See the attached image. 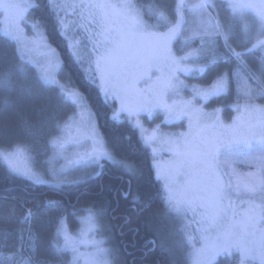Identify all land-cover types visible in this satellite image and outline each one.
<instances>
[{
    "label": "snow or ice",
    "instance_id": "obj_1",
    "mask_svg": "<svg viewBox=\"0 0 264 264\" xmlns=\"http://www.w3.org/2000/svg\"><path fill=\"white\" fill-rule=\"evenodd\" d=\"M39 7L40 0L35 3L33 0H0V9L7 19L6 26L0 28V37L14 43L16 57L15 63L0 69V89L11 91L15 76L27 80L30 72L28 66L32 65L41 86L56 89L62 102H70L79 108L77 102L86 97L72 79L71 73L62 68L64 61L50 42L46 22L40 19L32 22L34 34L31 37L21 27V23L27 22L28 10ZM45 7L54 10L53 27L57 35L66 38L72 62L79 67L84 79L99 82L98 91L104 97L106 106L108 100L120 102V107L110 119L119 122L120 114L126 112L132 128L138 130V139L142 144L151 147L159 141L171 153V159L166 163L154 160L155 175L163 182L162 200L166 211L177 216L192 212L199 221V247L196 246V238L187 232V226L182 229L190 245L186 254L189 264H215L216 256L231 250L240 253L239 264H248L250 260L264 264V105L254 103L257 96L264 97V0H176L174 20L165 10L152 4L148 16L155 17V22L145 18L141 0H46ZM221 7L230 10V15L223 19L219 13L213 15ZM69 9L74 16L79 15L81 22L78 27L88 32L91 51L88 52L84 46L86 58L80 52L81 40L69 35L74 31L72 25L76 24L75 20L67 18ZM185 9L196 12L202 26V31L194 33L192 38L199 37L201 40V47L195 54L207 62L203 67L189 65V57L194 53L178 56L174 51L173 42L178 40L183 31ZM61 11L65 15L61 16ZM246 12L253 14L251 20L244 19ZM238 19L244 21L239 34L234 24ZM86 22L94 24L96 30L93 32L87 28ZM160 27H166L167 30L158 31ZM221 40L223 52L220 51ZM37 48L44 51L46 59L43 63L32 56ZM256 52L260 53L259 66L254 71L246 57ZM217 61L226 62L229 68L218 73L210 87L189 86L181 79L182 74L193 71L204 73L208 63L217 64ZM233 62L235 68L231 67ZM208 71L212 73L216 69L209 68ZM233 78L242 80L244 86H238L237 100L232 105L236 116L230 124H225L220 119L222 108L206 112L205 105L212 97L228 92ZM249 81H253L255 87ZM141 84L144 87H140ZM185 89L192 93L187 99L183 98ZM169 96L179 99L169 103ZM241 97L244 98L243 103L240 102ZM133 99L134 105L131 103ZM9 103L7 97L0 100V110ZM156 109L164 113L162 123L186 118L189 122L188 131L160 133V125L150 131L146 129L140 115L147 113L152 119ZM95 115V112L91 113V117ZM18 123L24 135L31 138L38 135L36 124L27 116H20ZM56 129L57 134L47 140L48 147L56 155L63 156L69 145L80 146L82 142L91 141L85 155L99 167H104L101 160H109L129 174V184L138 175L135 162L118 158L114 148L106 147L107 141L97 123H89L86 130L81 132L77 124L68 118L63 122L57 120ZM209 129L218 131L209 135ZM221 134L238 138L223 145L226 149L223 161L221 145L218 144ZM254 139L261 143L259 154H233L231 151L234 143L242 141L247 144ZM153 154H156L155 148ZM233 155H244L254 170L243 175L233 172L231 175L235 178V184L231 181L225 184L220 169L222 166L231 167ZM22 156L34 159V144L18 139L0 146V160L7 165V174H16L35 185H47L53 189L70 183L63 167H50L45 174L39 169L18 166L16 160ZM74 162L68 160V164ZM231 192L236 196L246 194L248 198L241 199L237 204L231 198ZM127 195L133 196V202L138 200V196L131 192ZM51 209L62 210L63 202L49 198L34 202L31 208L25 209L23 202L19 209L15 205L10 208V214L17 216L21 225L18 229L20 245L5 255L2 249L8 246V230L0 229V264H48L47 261L35 259L36 237L31 221L37 214ZM82 210L85 215L81 221L87 227L78 236L69 233L61 220H57L50 246L61 257L60 264H65V253L69 255L66 264H116L118 249L104 246L107 237L95 238L102 231L98 221L103 209L87 206ZM76 211L74 208L73 212ZM24 224L29 226L24 228ZM90 234L92 239L86 241L85 238ZM25 235L29 242L27 249ZM85 242L92 245V251L80 250V244ZM148 244L154 248L156 240L148 239L145 245ZM26 250L31 255L26 256Z\"/></svg>",
    "mask_w": 264,
    "mask_h": 264
},
{
    "label": "trees",
    "instance_id": "obj_2",
    "mask_svg": "<svg viewBox=\"0 0 264 264\" xmlns=\"http://www.w3.org/2000/svg\"><path fill=\"white\" fill-rule=\"evenodd\" d=\"M35 2L36 0H33V3ZM141 3L145 10V18L150 22H155V17L148 16V9L152 4H156L158 9L165 10L173 20L175 19V0H141ZM45 5L46 0H40V7L38 9L30 8L28 15L33 21L40 19L46 22L50 42L64 61L62 68L71 73L72 79L86 97L83 100L85 105L95 112L94 118L99 131L103 133L107 141L106 147L114 148L118 158L135 162L138 175L129 184V174L123 168L104 159L101 160L104 167H95L97 169L95 174L53 189L47 185H35L16 174H7V167L0 160V229L8 230V246L4 247L2 251L7 255L20 245L18 229L21 225L18 223L17 216L10 214V208L15 205L19 209L23 202L24 208L27 209L31 208L34 202L51 198L62 201L63 209L44 211L32 219L31 228L36 237V260H44L48 264H60L61 257L50 246L57 220L65 216L72 222L71 212L74 208L82 210L87 206H94L97 209H103V219L108 228V236L112 241L113 248L118 249L117 260L120 264H186V259H184L186 246L183 248L182 242L180 240L178 242L175 234L171 233L177 228L181 231L182 224L180 225V219L173 213L166 211L162 200L163 188L154 175L152 156L148 147L138 139V131L133 129L128 121L119 119V122H115L110 119L116 107L114 100H108L106 106L104 97L99 93L95 82L84 79L79 67L72 62L66 47V38L57 35L53 27L54 10L45 7ZM217 13L222 19L228 16L227 11L222 7L216 10V15ZM60 15L65 14L61 12ZM67 18L75 20L76 17L67 14ZM241 21L242 19H240ZM234 24L235 29L237 28L236 32L238 31L239 34L243 24L240 25V29L237 20L234 21ZM70 33L69 35L74 34L73 37L80 38L79 34ZM200 41L199 37L192 38V49L196 50L195 46L199 45ZM81 43V54L85 52V45L88 52L91 51L86 38L82 39ZM179 43L178 39L175 46ZM219 43L220 51L223 52V41L221 40ZM233 46L235 47V43ZM14 47V43L0 37V69L6 68L9 63L16 62ZM199 49L200 45L197 50ZM259 56L260 53L256 52L246 57L247 63L254 71L259 66ZM202 61L205 60L202 58ZM28 67L30 72L27 80L18 75L13 78L11 91L0 89V100L7 97L10 101L6 107L0 110V146L19 139L34 144V151L41 152L46 149L37 144L41 140H46L45 138L50 134L52 136L57 130L55 128L56 121H63L71 117L76 112V107L70 102H62L57 96L56 89L41 86L36 79L35 67L32 65ZM231 67H236L235 62ZM209 68L216 69V72L208 73L209 77H216L218 73L228 70L229 66L224 61H217V64L208 63L207 70ZM259 74L257 71V75ZM58 75L61 74L58 73ZM234 79L231 80L228 92L223 98L227 103L234 99ZM254 103L264 105V97L257 96ZM20 116H27L36 124L38 135L35 138L22 133L18 123ZM89 165L94 171L96 170L93 165ZM82 175L84 173L79 176ZM128 192L137 195L138 200L133 202V196L127 195ZM76 218L75 216L74 225ZM28 226V224L23 225L24 228ZM152 238L156 240L154 248L151 244L145 245V241ZM28 243L27 235H25L26 249ZM25 255L28 256L31 253L26 250ZM68 259L69 255L65 253L63 255L65 264Z\"/></svg>",
    "mask_w": 264,
    "mask_h": 264
},
{
    "label": "rangeland",
    "instance_id": "obj_3",
    "mask_svg": "<svg viewBox=\"0 0 264 264\" xmlns=\"http://www.w3.org/2000/svg\"><path fill=\"white\" fill-rule=\"evenodd\" d=\"M4 2H9V0H4ZM69 2H71V0H69ZM223 9L227 11V15L229 16L230 10H227L225 8H223ZM76 11L78 13L79 9H77ZM61 12L65 14L64 11H61ZM67 14L74 16L71 9L67 10ZM166 14L171 18L170 14H168V13H166ZM184 14H185V22L182 26L183 31H182L181 36L178 39L180 41H182V42H180V45L186 44V47H188L187 48L188 50H176L174 48V51L176 52V55H178V56L185 55L186 53H189V52L194 53V55H192V56L195 57L196 59L189 57V65L190 66L199 65V66L203 67V66H205V64L207 62H205V61L199 62V60L202 59V57L195 54L198 52L196 50L198 49L199 45L201 47V41L199 42L200 43L199 45L195 46L196 50L192 49V44H191V39L193 37L192 34H194L195 32H198V31H202V26L200 24L198 14L196 12H190L187 9L184 10ZM9 15H11V13ZM213 15L215 16L216 13L213 12ZM74 17H76L75 18L76 24L72 25V27L74 28V31L72 33L79 34L80 40L86 38L88 40V47L90 48L91 42L88 39V32H86L83 28L78 27V24L81 22L79 15L77 14ZM252 18H253V14L251 12L245 13L244 19L251 20ZM70 19H72V18H70ZM26 20H27L26 23H21V27L24 29L25 34L27 36L31 37L34 34L33 29L31 27V24L34 21L28 15V12L26 13ZM72 20H74V19H72ZM237 21H239V19ZM6 24H7V19H6L5 13L2 9H0V28L5 27ZM86 27L89 29H92L93 32L96 30V26L94 24H92L91 22H86ZM157 30L163 32V31H166L167 29H166V27H160ZM236 30H237V28L235 29V31ZM254 31H255V29H254ZM237 33H238V31H237ZM69 34H71V33H69ZM73 35L74 34H72V36ZM75 38H78V37L76 36ZM83 44H84V42H83ZM87 51H88V49H87ZM83 53L81 55H84L86 58L87 53L86 52H83ZM32 56L40 63H43L46 59V57L44 55V51L42 48H37L35 51H33ZM207 67H208V64H207ZM207 67H205L204 73H198V72L193 71L190 73L182 74L181 79L184 80L185 83H187L189 86L197 85V86L202 87V88L210 87L213 84L216 77H214V76L209 77L210 75H208L209 72L207 70ZM249 83H251V81H249ZM95 84L99 87L98 81H95ZM251 84L253 85V87H255V84L253 81ZM238 86L240 88H243V86H244L243 81L238 80V79H234L235 92H234L233 101H231L230 103H227L225 101V99H223L224 96L226 95V93H221L219 97H212L208 102H206L205 111L211 112L215 108H222L223 110L220 113V119L225 124H230L232 122V118L234 116H236V112L232 108V105L237 100ZM140 87H144V85L141 84ZM191 94L192 93L189 89H185L183 92V98L187 99L188 97L191 96ZM174 99H179V97L169 96L168 102L171 103L172 100H174ZM243 100H244V98L241 97L240 102L243 103ZM114 102L116 105V107H115V110H116L117 108L120 107V102L118 100H114ZM77 103L80 105V107L77 108L75 106L76 112L74 114H72L71 117H68V118H71V120L73 122H75L77 124V126L80 128L81 132H83L86 130L89 123H92V122L96 123V120L94 117H91L92 111L90 110V108L87 105H85V102L83 100L78 101ZM131 103L134 105L135 100L133 99V101ZM197 103H199L198 100H197ZM226 116H228V117H226ZM119 119L128 121L127 113L122 112L119 116ZM140 119L143 122L144 127L146 129H148L149 131L152 130L153 128H155L156 125H160V128H159L160 133H173V134H175V133H181V132H187L188 131V123L189 122L186 118H182L180 120H172V121H169L167 123H162V121H164L165 117H164V113L159 109H156L153 111L152 119H149L147 113H141ZM65 120H63V121H65ZM63 121H61V122H63ZM73 131L75 132V128ZM214 131H218V130L209 129L208 134L211 135V134H213ZM56 134H57V130H55V133H53L52 136L56 135ZM138 134H139V132H138ZM49 136H47L45 138L46 140H41L40 143L37 144L39 147H44V149H46V151H41V152L35 151V158L34 159L31 156L19 157L16 160V164L20 167H32L34 169H39L40 171L44 172L45 174L47 173V171L50 167L54 168V169H61L63 167L66 170L67 179L70 182L77 181L76 179L81 180L84 177H88V175L95 174V172L97 171V169L95 167H99V166L96 164L95 161L90 160L85 155V153L87 152V150L91 146V141L82 142L80 146L69 145L66 148L64 155L58 156L55 154L54 150L51 149L50 147H48V145H47V140H48ZM235 139H238V138H233L232 136L222 135V134L218 136V144L221 145L220 152H221V160L222 161L225 159L224 153L226 151V149H225V147H223V145H228L230 142H233ZM13 142H15V141H10L7 144H10ZM27 143H29V142H27ZM7 144H1V145L4 146ZM146 147H148V149L151 153V156H152V168H153V172L155 175L156 168L154 167V160L158 161L162 164L166 163L171 159V153L168 151L167 146L162 145L159 141L152 144L151 147H149L147 145H146ZM153 148L156 149L155 155L153 154ZM260 150H261V143L259 140H255V139L252 140L250 143H247V144L243 143L242 141L238 144L234 143L233 148L231 149L233 154H235L236 152L247 153V154H259ZM78 157H79V159H78ZM68 160H73L76 162H74L72 164H68ZM89 164L93 165L96 170L94 171L93 168L89 167L90 166ZM6 167H7V165H6ZM253 170L254 169L249 166V163L245 159L244 155H239V156L233 155L232 160H231V167L222 166L220 169V172H221V176H222V179L225 182V184H227L229 181H231L233 184H235V178L233 175H231L233 172L243 175V174H246V173L253 171ZM85 172H88V173H85ZM83 173H84V175H82L80 177L79 175L83 174ZM155 177H156V175H155ZM158 181L160 182L161 187H162L163 182L161 180H158ZM230 196L237 204H239V201L241 199H247L248 198L246 194H242L241 196H236L234 192H231ZM257 202H259L258 199H257ZM77 210L78 211H76L75 213L71 212V214L73 215L72 216L73 217L72 222H70V220L67 217L65 218V216H63L60 219L61 222L64 224L66 230L69 233H71L73 236H78L79 232L82 229L87 227V225L81 221V217L85 215V212L80 210V209H77ZM173 215L180 219V221H181L180 225L182 224V227H181V231L178 230L179 228H177V229L172 230L171 233L175 234L174 236L177 237L178 242H179V240L182 242L183 248H184V246H186V248L184 250V259H186V264H189V260H188L186 254L190 250V245L187 243L186 236L184 234V231H182V229H184L185 226H187V232L196 238V246L199 247L200 246V242H199L200 232L198 231L199 221H198L197 217L192 212H186L182 216H177L174 213H173ZM75 216L77 217L76 218L77 220H76V224L74 225V217ZM98 222L101 225L102 231L98 232L96 234L95 238L99 239L101 236L107 237L104 246L109 247V248H113L112 241L110 240V238L108 236V228H107L106 224L104 223L103 214L100 216ZM72 225H74V226H72ZM90 239H92L91 234L85 238L86 241L90 240ZM80 250L82 252H90L93 249H92L91 244L85 242V243L80 244ZM181 259H182V256H181ZM239 261H240V253L237 252L236 250H231L230 252L221 253L218 256H216V258H215V264H239ZM182 262H183V260H182ZM116 264H120L118 262V260L116 261ZM248 264H259V261L258 260H250L248 262Z\"/></svg>",
    "mask_w": 264,
    "mask_h": 264
}]
</instances>
